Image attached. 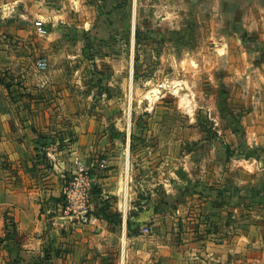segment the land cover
<instances>
[{"label": "rangeland", "instance_id": "obj_1", "mask_svg": "<svg viewBox=\"0 0 264 264\" xmlns=\"http://www.w3.org/2000/svg\"><path fill=\"white\" fill-rule=\"evenodd\" d=\"M256 4L0 0V221L8 220L0 225V264H163L158 248L178 249L181 231H220L238 244L245 227L251 245L261 246L264 177L253 175L264 158L248 147L243 121L257 99L246 95L241 55L254 47L237 42L247 30L245 43L264 37L259 15L249 13ZM251 58L244 62L256 66ZM66 156L72 169L76 160L86 164L94 196L102 194L98 178L121 175L134 191V219L124 227L100 196L89 217L114 224L106 235L93 241L69 227L70 237L57 242L47 226L42 254L31 261L3 194L9 201L54 187L44 179H54ZM59 202L49 216L65 220L61 194Z\"/></svg>", "mask_w": 264, "mask_h": 264}, {"label": "crops", "instance_id": "obj_2", "mask_svg": "<svg viewBox=\"0 0 264 264\" xmlns=\"http://www.w3.org/2000/svg\"><path fill=\"white\" fill-rule=\"evenodd\" d=\"M196 2L197 0H192L193 4ZM249 13L253 14L252 16L259 15L258 21L260 25L264 26V0H257V4L249 8ZM248 29L251 31L254 29V26H250ZM247 32L243 31L241 39L237 40V42L243 47L248 45L254 47L253 50H248L247 54L243 53L241 57L242 62L248 65L245 67V71L247 72V77L245 76V78L249 80V91L246 95H254L257 100L253 111H250L249 114L244 117L243 121L248 136V147L250 149L259 148V152L262 153L261 157L264 158V37L260 38L257 42L248 41L245 43L242 40ZM254 55L257 57V61L255 60L256 66L252 67V65L244 62L245 60L247 61L248 58L253 59L251 57H254ZM246 84L247 80L244 85ZM49 155L52 154L49 153ZM66 161L67 156L61 158L58 163L54 164L53 170L55 173L51 171V176H54L53 180H49L50 176L44 179L46 180L45 183L55 182L54 187L51 185L48 186L49 188L43 186V190L32 187L28 189V191L25 190V193H19L16 199L9 196V201L7 199L8 196L3 194L4 201L2 205L5 207L6 211L9 210L10 212H13L12 214L10 213V215H12V221L17 229L16 233L18 236H16L18 237V242L21 244L20 249L26 259L28 258L31 260L33 256L37 258V256L42 254L43 236L44 231L48 229L47 226L51 228L50 235L54 237L57 242L65 241L70 237L69 227H77L74 229L76 232L85 233L95 241L109 232L107 229L108 227L111 228L112 225L114 226V224L108 223L107 221L100 222V220L94 215L92 216L90 223L83 226H75L71 222L60 218V215L49 216L50 212H56V214L59 213V199L63 180L69 178L75 168L74 166L72 169ZM262 162L259 163L260 166H263L262 164L264 163ZM253 176L259 178L264 177V169H261V172L258 174L254 173ZM250 178L252 177H248L249 181L254 183ZM92 179L94 180L93 182H96L93 175ZM123 180L124 179L121 175L119 178L109 173L103 178H98V185L102 189V194L96 196L92 195L93 203L91 201V209L94 211L96 205L101 201L100 196H102L105 200H109V202L113 204L114 212H118L122 215V222L125 227L127 222L131 223L134 219V213L131 210L134 209V204L132 203L134 191L130 189L128 192L127 184L125 185ZM25 182H27V180L24 181V183ZM245 183L246 182H243V184ZM3 190L5 193L9 194V190L5 191L6 189L4 188ZM49 199L56 203L54 208H46L45 204ZM152 205L154 206L155 204L152 203ZM153 206H151V203L146 205V209L149 210L146 211L147 217L150 214H153L151 218L156 216L154 215L155 212L153 209L155 207ZM0 225L3 226V229H6L8 226V220H1ZM225 232L230 234L228 231ZM123 235H125V233ZM169 235V233L164 234L165 237H168ZM250 235L251 232L245 230L244 227V230L238 237V244H235L233 241L234 239L229 241L230 237L224 235V233H221L220 231L211 232L207 235L200 234L199 236L197 233L188 234L181 231L179 233L181 246L179 245L178 249H172L169 246L162 245V247L158 248L159 250L156 253L157 255L160 254L162 256L163 264H264V234L260 236L261 239L259 240L263 241L261 246L257 248L255 245H251ZM10 250L11 249H9V251ZM11 253H13V251ZM254 255L257 256L254 257ZM57 262H59V260Z\"/></svg>", "mask_w": 264, "mask_h": 264}, {"label": "built area", "instance_id": "obj_3", "mask_svg": "<svg viewBox=\"0 0 264 264\" xmlns=\"http://www.w3.org/2000/svg\"><path fill=\"white\" fill-rule=\"evenodd\" d=\"M37 32L44 34L42 23H37ZM38 68L44 69L43 62L37 63ZM93 179L84 162L77 160L69 178L63 180L61 195L64 202L65 220L79 226L90 223L91 197Z\"/></svg>", "mask_w": 264, "mask_h": 264}, {"label": "bare ground", "instance_id": "obj_4", "mask_svg": "<svg viewBox=\"0 0 264 264\" xmlns=\"http://www.w3.org/2000/svg\"><path fill=\"white\" fill-rule=\"evenodd\" d=\"M182 101L184 102V106L188 111H192V105L191 102L187 99L186 96H182Z\"/></svg>", "mask_w": 264, "mask_h": 264}]
</instances>
